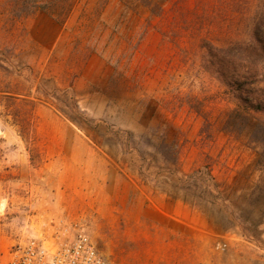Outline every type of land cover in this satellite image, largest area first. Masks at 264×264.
Returning a JSON list of instances; mask_svg holds the SVG:
<instances>
[{
    "label": "rangeland",
    "instance_id": "1",
    "mask_svg": "<svg viewBox=\"0 0 264 264\" xmlns=\"http://www.w3.org/2000/svg\"><path fill=\"white\" fill-rule=\"evenodd\" d=\"M12 13L0 0V264L81 231L117 264H264V147L230 131L215 67L253 41L264 0H77L52 47ZM32 104L29 140L11 114ZM89 150L128 200L124 183L90 200Z\"/></svg>",
    "mask_w": 264,
    "mask_h": 264
},
{
    "label": "trees",
    "instance_id": "2",
    "mask_svg": "<svg viewBox=\"0 0 264 264\" xmlns=\"http://www.w3.org/2000/svg\"><path fill=\"white\" fill-rule=\"evenodd\" d=\"M10 7L14 19H23L28 15L39 11L52 15L59 23L63 24L73 10L77 0H4ZM264 17H260L253 30V41L245 44H235L227 48L217 49L228 54L227 60L220 59L217 54L216 73L227 85L236 106L229 111L226 120L230 131L232 127L242 126L239 134L244 131L252 141L254 137L264 147ZM211 46L209 50L212 52ZM214 55V54H213ZM215 65V64H214ZM227 73V75H225ZM15 102L20 100L19 96L8 95ZM33 103L32 101H30ZM77 107L78 101L75 100ZM17 103V102H16ZM34 104L30 110L23 115L11 114L14 124L20 127L19 131L27 139H35V114ZM173 129V127H172ZM237 129V128H236ZM177 145L174 141L171 146ZM178 154L179 151H176ZM178 157V156H176ZM264 157V149L261 151ZM179 164V157L176 158ZM196 170L195 172H197ZM193 172L189 177H192Z\"/></svg>",
    "mask_w": 264,
    "mask_h": 264
},
{
    "label": "built area",
    "instance_id": "3",
    "mask_svg": "<svg viewBox=\"0 0 264 264\" xmlns=\"http://www.w3.org/2000/svg\"><path fill=\"white\" fill-rule=\"evenodd\" d=\"M10 255L7 264H117L106 258L84 231L54 246L38 238L21 240L11 247Z\"/></svg>",
    "mask_w": 264,
    "mask_h": 264
},
{
    "label": "crops",
    "instance_id": "4",
    "mask_svg": "<svg viewBox=\"0 0 264 264\" xmlns=\"http://www.w3.org/2000/svg\"><path fill=\"white\" fill-rule=\"evenodd\" d=\"M28 27L31 31L42 32L43 30H47V47H52L59 41V38L62 34V25L50 14L46 12H37L35 15L29 20H27ZM90 151V150H89ZM91 157L89 161L98 162V170L100 175L92 173L95 169L89 168V175L86 178L87 185L89 187L88 191L91 194L90 200L100 201L102 197H100V192L97 190L100 186H112L115 187L117 184L124 183L125 188H127L126 199L128 200L129 195H131V190L135 188L128 180L122 178L119 173H116L115 170L111 168L107 159L99 153L91 152L89 153ZM98 172V171H97ZM98 172V173H99ZM95 195V196H93ZM107 199L111 201H115L113 194L111 196H106ZM170 200V199H168ZM177 204H181V200L179 198L173 199Z\"/></svg>",
    "mask_w": 264,
    "mask_h": 264
}]
</instances>
